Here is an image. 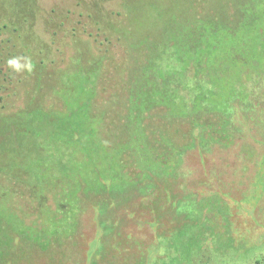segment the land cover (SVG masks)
Returning a JSON list of instances; mask_svg holds the SVG:
<instances>
[{
	"label": "rangeland",
	"instance_id": "rangeland-1",
	"mask_svg": "<svg viewBox=\"0 0 264 264\" xmlns=\"http://www.w3.org/2000/svg\"><path fill=\"white\" fill-rule=\"evenodd\" d=\"M190 1L189 37L163 32L183 19L165 0L143 41L130 0H0V223L23 232L4 264H264V0ZM32 55L75 134L28 118Z\"/></svg>",
	"mask_w": 264,
	"mask_h": 264
},
{
	"label": "trees",
	"instance_id": "trees-1",
	"mask_svg": "<svg viewBox=\"0 0 264 264\" xmlns=\"http://www.w3.org/2000/svg\"><path fill=\"white\" fill-rule=\"evenodd\" d=\"M202 1L203 0H201L200 2H202ZM130 2L132 3V5H134L132 7L133 8V17L132 18H135V21H133L132 19L130 20V23L133 25L132 32L134 34V37L142 36V37H145V39L143 41H146L147 38L149 37L147 33L153 27L157 26L159 24V22L167 20L168 15H167L166 11L169 9V8L167 9V7L169 6L170 3H166L165 0H163L160 3V5H158V6H157V4L153 5V7H155V8L152 9L151 12L146 13L147 8H145V6H143V5L138 6L139 3H143L142 0H138V3L136 2V0H130ZM191 2L192 1H190V0H175V1L173 0V2H171L173 4H177L178 6H181L183 8V14L181 15L183 17V19L177 23H173V22L168 21L165 24V29H163V32L171 31L172 35H173L174 33L179 32L178 29L181 27L186 32L185 36L189 37L191 35V33L194 31V26H195V22H196L195 18L197 15L196 9L192 6ZM154 3H156V2H154ZM196 3H199V1ZM184 18H186V19H184ZM180 23H182V24H180ZM179 25H180V27H179ZM113 27H115L114 29H116L115 24L112 26V31H113V33L117 32L118 36L116 35V38H117L116 41L118 43H120L121 46L126 48V46L128 45V42H126L127 38L125 36L123 37L124 34L123 35L120 34L122 32V29H119V30L116 29L117 31H115L113 29ZM8 28H10L13 33L18 31L16 29L17 27L14 28L13 26H10L9 23L8 24L4 23L1 26V29H4V30H6ZM173 36H172L171 41H174L176 39ZM13 38H14V36H13ZM123 39H125V41ZM9 54L12 55L11 52H9ZM103 58L104 57L99 59L100 62L96 61L95 68L91 70L92 71L91 75L92 74H93V76L96 75L98 72H100L104 68ZM25 63H26L25 64L26 67H24L23 69H24V72L26 73V75L28 77H30V79H32L31 80L32 82L30 85L32 87L31 92L34 93V96L31 98V100L29 102V104L32 106L30 108L31 114L28 116V118L30 119L32 124L42 126V129L44 130L45 134L48 135V138L53 139V140L56 137H58L59 135L65 134L67 132L69 133L70 131H72V133L75 134L74 131L76 129H74V131H73V126H72L74 124L71 122L70 119L67 120L68 117L65 116L66 114L70 113L71 118L73 119L75 117V111L73 112V109H70V111H68L67 113L64 112L65 111L64 105H66L67 103L63 104L62 110L53 111V112L45 111L42 107V97L35 96V95H37V92L39 90H41L40 88H37V86L35 85V82H37V79H39L41 82V88H43V86L44 87L46 86V84H45V81H46V79H45L46 78L45 67L46 66L43 65L44 61L43 60L37 61L35 59V56L32 55V56L26 57ZM177 63H178V60H177ZM8 64L9 63L6 62L4 67ZM176 68L177 67H169L168 66V67H165V70H167L166 72L169 73L171 75V77L173 78V76L176 74V73H174ZM85 70L87 71L88 69H85ZM3 71H4V69L0 66V74L1 75L4 74ZM82 72H85V71H83V69H82ZM48 77H50V76H48ZM84 82H88V81L86 79H84ZM7 90H9V87H7V86H1L0 87V93H6ZM78 95H79V91H78ZM76 107H78V105ZM32 108H34V111L32 110ZM28 113H29V111H28ZM76 114H79L77 110H76ZM2 120H5V119L3 117H1L0 122H2ZM7 129L8 128L5 124V122H3L0 125V143L6 144L7 139H9V138L11 140H14L12 137V135H13L12 133L9 135H4L3 130H7ZM7 131H8V133L10 132V130H7ZM30 134L33 137L36 136L37 138H39V140L42 138L39 133H36L35 136H34V133L33 134L30 133ZM4 136H6V137H4ZM73 137H74V135L71 136V138H73ZM23 147H24V145L21 148H23ZM31 150H34V147L30 148L29 152ZM36 152H37V150H36ZM4 153L7 154L8 151L5 150L4 148H1L0 149V157H1V155L3 157ZM21 153L22 152H18L17 155L21 154ZM38 154L41 155V152H39ZM1 163H2V161H0V173H2V171H3V166H1ZM38 180H39V178H36L35 181L39 182ZM25 182L26 181H24V182L22 181V183H25ZM28 183H29V181L27 182V184ZM40 183H42V182L40 181ZM27 187L28 186H26V188ZM12 189L13 188L9 189V191H11L10 192L11 195H9L10 198H13L14 193H16V195H15L16 198H19V195H18L19 193H17V191L14 192ZM1 196H4V195H1ZM3 198L6 201V197H3ZM1 208H2V199L0 200V210H1ZM5 210L3 209V211L5 213H9L10 208H6ZM122 220L123 219H120V221H122ZM0 224H1L0 225V264H4L5 259H11L12 258L11 261L14 260V256L17 255V251H18V246L15 245V241L12 240L9 235L11 233H14V234H16L17 237H19L21 239L23 237V235H22L23 232L18 231V229H16L15 227H13L12 225H10L8 223L3 222Z\"/></svg>",
	"mask_w": 264,
	"mask_h": 264
}]
</instances>
